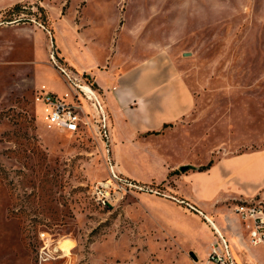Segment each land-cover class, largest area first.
<instances>
[{
	"label": "rangeland",
	"instance_id": "obj_1",
	"mask_svg": "<svg viewBox=\"0 0 264 264\" xmlns=\"http://www.w3.org/2000/svg\"><path fill=\"white\" fill-rule=\"evenodd\" d=\"M80 39L99 59L114 44L170 51L201 135L229 154L264 147V0H0V264H215L214 231L176 182L123 173L142 189L101 206V143L45 125L35 94L69 90L51 55L78 72L62 42Z\"/></svg>",
	"mask_w": 264,
	"mask_h": 264
},
{
	"label": "crops",
	"instance_id": "obj_2",
	"mask_svg": "<svg viewBox=\"0 0 264 264\" xmlns=\"http://www.w3.org/2000/svg\"><path fill=\"white\" fill-rule=\"evenodd\" d=\"M74 41L69 46L62 42L66 60L90 76L103 94L112 114V151L118 169L136 180V173L146 171L153 176L161 173L159 181L173 180L181 203L188 202L205 219L211 217L240 262L235 249L245 251L243 264L264 263L233 212L242 201L264 205V147L229 154L211 142L214 130L201 135L205 125L201 103L170 51L150 48L140 54L133 47L125 51L114 44L99 59L89 55L87 41L82 46ZM182 166L189 168L179 172Z\"/></svg>",
	"mask_w": 264,
	"mask_h": 264
},
{
	"label": "built area",
	"instance_id": "obj_3",
	"mask_svg": "<svg viewBox=\"0 0 264 264\" xmlns=\"http://www.w3.org/2000/svg\"><path fill=\"white\" fill-rule=\"evenodd\" d=\"M51 58L69 90L59 94L41 87L35 94V101L48 128L61 132L89 133L101 143L108 178L99 182L93 191L97 204L106 206L113 201H119L129 187L142 189L118 169L112 151V114L102 92L86 73L60 65L56 60L55 52L52 53ZM190 206L195 209L194 206ZM234 212L246 232L249 244L264 247V205L255 200L242 201L235 205ZM206 219L212 225L216 236L211 242L208 259L215 264H243L236 258L225 235L214 226L212 221Z\"/></svg>",
	"mask_w": 264,
	"mask_h": 264
},
{
	"label": "trees",
	"instance_id": "obj_4",
	"mask_svg": "<svg viewBox=\"0 0 264 264\" xmlns=\"http://www.w3.org/2000/svg\"><path fill=\"white\" fill-rule=\"evenodd\" d=\"M210 164H211V162L208 165H206V166H201L199 169H206ZM188 168H189V166H186L185 170H187ZM181 170H182V167H181Z\"/></svg>",
	"mask_w": 264,
	"mask_h": 264
},
{
	"label": "water",
	"instance_id": "obj_5",
	"mask_svg": "<svg viewBox=\"0 0 264 264\" xmlns=\"http://www.w3.org/2000/svg\"><path fill=\"white\" fill-rule=\"evenodd\" d=\"M186 169V166H182V170H185Z\"/></svg>",
	"mask_w": 264,
	"mask_h": 264
},
{
	"label": "bare ground",
	"instance_id": "obj_6",
	"mask_svg": "<svg viewBox=\"0 0 264 264\" xmlns=\"http://www.w3.org/2000/svg\"><path fill=\"white\" fill-rule=\"evenodd\" d=\"M209 219H210V217H209Z\"/></svg>",
	"mask_w": 264,
	"mask_h": 264
}]
</instances>
